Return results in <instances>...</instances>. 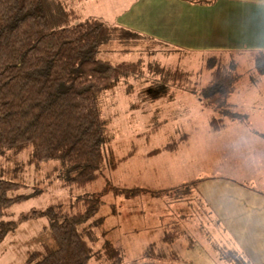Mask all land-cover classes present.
<instances>
[{"label": "trees", "instance_id": "obj_1", "mask_svg": "<svg viewBox=\"0 0 264 264\" xmlns=\"http://www.w3.org/2000/svg\"><path fill=\"white\" fill-rule=\"evenodd\" d=\"M70 17L57 0H0V154L33 147L37 162H60L65 186L84 189L99 178L104 161L100 95L124 78L140 77L138 62L110 63L101 59V49L110 41L125 40L130 35L145 38L98 19L71 25ZM254 64L257 72L263 74V53L254 55ZM209 68L210 82L200 92H188L201 96L205 106L221 115L210 121L211 128L218 131L223 118L244 119L227 102L240 75L234 60L227 68ZM159 73L163 81L154 85L160 88L151 99L163 97L171 88L184 89L179 82L188 77L187 72L161 67ZM184 138L148 155L174 151ZM127 157L111 168L115 169ZM23 187L0 179V242L16 230L18 223L38 218L48 221L53 242L52 246L32 252L27 264H88L91 248L84 238L87 232L79 228L95 216L102 196L108 192L126 199L140 195L160 198L159 195L167 196L179 189L105 187L83 196L76 212L66 211L56 203L42 211H32L18 222L3 221L11 204L25 199L23 195L10 198L9 193ZM170 234L165 240L171 239ZM106 253L111 264H121L122 255L111 244L106 246ZM154 255L147 251L143 258L130 264H176L166 261L163 254Z\"/></svg>", "mask_w": 264, "mask_h": 264}, {"label": "crops", "instance_id": "obj_2", "mask_svg": "<svg viewBox=\"0 0 264 264\" xmlns=\"http://www.w3.org/2000/svg\"><path fill=\"white\" fill-rule=\"evenodd\" d=\"M57 1L71 15V25L98 19L184 55H233L240 75L227 102L244 119L223 118L218 131L210 126L212 118L204 122L216 134L214 137L224 139L213 148L208 143L197 145V137L183 133L180 150L163 151L167 153L164 166H171L173 184L156 185L151 179L147 186L136 188H179L174 195L179 192L180 198L172 202L169 195L165 199L150 197L152 201L144 197L149 208L157 200H168L167 209L164 207V212L156 215L140 214L134 209L124 214L120 221L131 223V230L123 232L119 244L112 245L122 259L123 253H129L137 245L134 239L124 241V238L138 237L140 228L136 224L142 223L151 240L139 244L142 249L136 252L140 256L127 264L140 260L149 250L176 264H221V253L239 264H264V73L259 74L254 64V55L264 54V0ZM101 51L105 56H127L119 51L109 52L105 47ZM244 79L245 93L258 95L260 101L255 98L243 104L230 101ZM157 155L160 153L148 162L153 175L157 162H161L154 160L160 157ZM142 196L129 199L131 206ZM195 205L204 214L194 212ZM108 221L117 222L112 218ZM169 233L171 239L165 240Z\"/></svg>", "mask_w": 264, "mask_h": 264}, {"label": "rangeland", "instance_id": "obj_3", "mask_svg": "<svg viewBox=\"0 0 264 264\" xmlns=\"http://www.w3.org/2000/svg\"><path fill=\"white\" fill-rule=\"evenodd\" d=\"M89 6H93L92 2H89ZM52 26L59 28L55 23H52ZM104 47L109 52L119 51L127 56L102 54L101 59L110 58L108 60L110 63L124 60L138 62L140 77L124 78L100 95L99 107L104 121L105 142L104 161L99 178L84 189L69 187L65 186L66 178L60 162H37L34 159L33 147L0 154V179L24 186L11 191L9 197L25 196L23 201L13 202L7 208L3 221L18 222L32 211H42L56 203L61 204L66 211L76 212L81 208L83 196L98 193L105 187L136 188L140 185L147 186L151 179L155 180L156 185L173 184L170 178L171 166H164L163 162L167 153H160L157 155L160 157L154 159H161V162H157L158 168H155L156 174L153 175L148 162L155 155H148L149 152L179 139L183 133L197 137V145L204 143L206 146L208 143L212 148L213 145L224 141L214 137L216 134L212 133L208 123L205 125L211 118H220L221 115L214 108L209 109L205 106L201 96L188 91L200 92V89L211 80L212 70L209 66L219 65L227 68L233 63L235 56L228 54L188 56L160 43L131 35L125 40L110 41ZM123 57L125 59H122ZM161 67L170 71H174L175 68L181 69L187 72L188 77L179 82V87H183V90L171 88L163 97L153 100L152 96L160 88L154 85L163 81L159 73ZM246 81L244 79L238 91L230 97L231 102L243 104L253 98L260 101L258 95L245 93ZM177 148L180 150V145ZM126 156L128 157L115 169L111 168L113 163ZM179 194V192L175 195L169 194L172 202L179 200ZM144 197L152 201L150 195H144L133 202L134 206H131L129 199L114 196L111 192L102 196L98 212L79 228L81 232H87L84 238L91 248L88 264H111L106 246L119 244L123 232L128 233L131 230V223L120 220L126 214L133 212L132 209L144 215H156L163 213L164 207L165 210L167 209L165 203L168 200H157L155 205L152 204L149 208L144 202ZM159 197L164 196L159 195ZM118 201L123 204L118 205ZM114 203H117V206H114ZM196 205L193 207L194 212L204 214L202 208ZM173 207L175 209V205ZM109 218L117 222H110ZM136 226L140 228L138 237L129 235L130 238H124V241L134 239L137 245L130 248L129 253H123L121 264H127L129 260L139 257L138 252L142 249L139 244L143 245L151 240V235L142 227V223ZM52 243L49 223L45 218L22 221L18 223L16 230L8 233L0 242V264H27L32 252L41 250L45 246H52ZM149 251L155 254L152 250ZM220 258L221 264H239L238 260L231 259L223 253L220 254Z\"/></svg>", "mask_w": 264, "mask_h": 264}]
</instances>
